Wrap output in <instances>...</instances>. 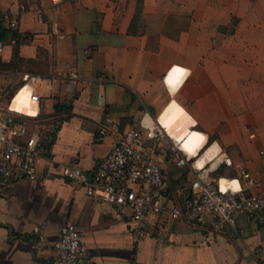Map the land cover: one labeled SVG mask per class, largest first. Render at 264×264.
I'll return each instance as SVG.
<instances>
[{"label":"crops","instance_id":"1","mask_svg":"<svg viewBox=\"0 0 264 264\" xmlns=\"http://www.w3.org/2000/svg\"><path fill=\"white\" fill-rule=\"evenodd\" d=\"M19 4L30 8L20 18L27 41L0 23V119L29 117L43 131V151L37 179L0 180V264H53V245L69 223L81 230L95 264H264V212L239 215L220 230L212 216L199 225L163 212L151 216L147 237L136 243L128 208L103 203L62 175L65 166L95 170L114 139L113 131L99 138V130L114 120L120 131L167 129L166 143L145 139L144 149L160 162L169 196L185 201L196 176L179 156L204 165L220 187L256 191L264 0H0V17ZM39 4L42 23L32 10ZM70 70L78 78L65 77ZM22 73L51 81L2 97ZM173 139L179 154L170 149ZM239 165L250 183L236 176Z\"/></svg>","mask_w":264,"mask_h":264},{"label":"built area","instance_id":"2","mask_svg":"<svg viewBox=\"0 0 264 264\" xmlns=\"http://www.w3.org/2000/svg\"><path fill=\"white\" fill-rule=\"evenodd\" d=\"M29 10L26 4H19L18 8L11 5L0 17V23L13 32L21 33L20 18ZM32 10L39 22L45 21L43 5L39 4ZM22 36L28 37L25 33ZM5 47L6 42L0 39V72ZM64 76L78 78L77 72L71 70L66 71ZM18 79L2 91V97L12 99L17 88L23 84L35 85L51 81L49 76L38 73H22ZM33 99L38 101L39 94L34 93ZM33 123L25 115L12 113L0 119V180L9 182L22 178L37 179L40 176L38 162L43 151V131L34 127ZM111 131L114 132L112 149L97 161L92 173L78 166H65L62 175L81 185L87 195L121 210L128 208L131 211L128 225L136 243L147 237L151 216L163 212H168L173 219L199 225H205L207 216H212L215 228L219 230L225 226L234 227L239 215L256 217L264 212V149L259 151L263 169L253 183L257 190L250 194L235 189L229 182L220 187L216 181L207 179V168L204 165L179 156V164L190 163L196 170L191 194L181 202L175 196L168 195V182L160 162L144 149L145 139L159 144L166 143L167 129L161 125L145 128L142 124L120 131L119 123L111 120L100 128L99 138L107 136ZM172 141L170 149L178 153L179 141ZM224 161L233 166L230 156L225 155ZM235 171L238 178L250 183L252 176L245 167L239 165ZM52 263L95 264L81 230L74 223L61 228L53 245Z\"/></svg>","mask_w":264,"mask_h":264},{"label":"trees","instance_id":"3","mask_svg":"<svg viewBox=\"0 0 264 264\" xmlns=\"http://www.w3.org/2000/svg\"><path fill=\"white\" fill-rule=\"evenodd\" d=\"M9 31H11V30H9ZM11 32L17 34L20 39L27 41L28 37H23L21 34H19V32H13V31H11ZM0 39L4 40V39H2V37H0Z\"/></svg>","mask_w":264,"mask_h":264},{"label":"bare ground","instance_id":"4","mask_svg":"<svg viewBox=\"0 0 264 264\" xmlns=\"http://www.w3.org/2000/svg\"><path fill=\"white\" fill-rule=\"evenodd\" d=\"M19 103H20V104H23V105L25 104L22 100L20 101V99H19ZM197 135H198V134H197Z\"/></svg>","mask_w":264,"mask_h":264}]
</instances>
